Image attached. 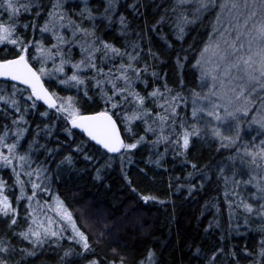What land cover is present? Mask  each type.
Returning a JSON list of instances; mask_svg holds the SVG:
<instances>
[{
	"label": "snow or ice",
	"instance_id": "snow-or-ice-1",
	"mask_svg": "<svg viewBox=\"0 0 264 264\" xmlns=\"http://www.w3.org/2000/svg\"><path fill=\"white\" fill-rule=\"evenodd\" d=\"M101 3L103 10L92 0H0V264H25L45 245L62 251L58 264H161L154 249L97 251L122 225L104 219L94 241L80 222L99 206L74 200L73 210L60 192L63 175L82 160L101 180L118 162L138 197L133 216L140 202L175 209L185 188V200L196 193L194 178L201 190L213 179L209 166L188 159L200 140L228 152L215 166L223 203H205L212 219L204 232L221 228L225 212L228 230L207 251L190 246L188 264H264V0ZM169 64L178 82L161 75ZM144 151L157 169L169 155L180 159L192 169L188 183L173 193L170 178L166 193L139 192L125 165ZM172 220L178 225L175 212ZM253 232L251 247L227 242Z\"/></svg>",
	"mask_w": 264,
	"mask_h": 264
},
{
	"label": "trees",
	"instance_id": "trees-1",
	"mask_svg": "<svg viewBox=\"0 0 264 264\" xmlns=\"http://www.w3.org/2000/svg\"><path fill=\"white\" fill-rule=\"evenodd\" d=\"M128 4L134 0H127ZM150 4L151 0H146ZM159 3L160 0H157ZM93 7L99 6L103 10L101 0H92ZM141 12L145 9L139 4ZM127 9V5H125ZM154 6L147 9L148 19L152 20V13ZM129 20H132L131 12H127ZM139 23L143 25L144 20L140 19ZM135 27V23L133 24ZM196 34L193 33V36ZM162 59L167 60V57ZM161 75L165 73L168 75L170 84L173 81L178 82L180 74L174 70V66L169 64L167 66L161 65L159 68ZM187 80L191 82L190 72H186ZM55 142L53 141V145ZM91 152V149H88ZM228 155L226 150L217 152V147L210 142L203 140L197 141L191 148L188 159L191 162L197 163L200 167L209 166L213 179L206 182V186L201 190L197 180L194 178L192 183L197 184V191L189 199L187 189L178 194L179 198L175 199L177 207L173 209L172 203L160 204L156 202H149L144 205L140 202L139 207L136 208L135 216L129 211L135 205L132 201H138V197L130 191L127 182L124 181L121 173L120 165L117 162L114 169H107L103 172L101 180L94 179L95 169L87 162L78 160L75 169L70 173L66 172L63 175V183L60 187V192L70 205H73L74 200H82L84 203L92 201L99 206V215L90 218L87 223L83 220L80 226L92 236L93 240L101 239V230L104 227L103 220L115 221L118 225H122L115 229L110 236L102 237V242L97 245V251L111 255V246L118 245L120 248H127L128 250H152L156 252V258L161 264H188L191 259V252L189 247L193 249L196 245L203 244L204 250L213 243H219L221 239V232L227 237L228 218L225 212L221 217V228L214 229L207 236L204 229L208 225V221L212 219L210 213H203L202 209L206 202L214 200L219 197L223 203V195L218 190L216 183L217 169L216 165L223 161ZM148 153L144 151L142 154H137L134 157L132 165H125L126 170L130 171L129 179L132 185L137 187L139 192L143 194L159 195L168 191L169 180L173 183V193H175V185L177 183H188L185 180L188 172L192 171L190 167H186L180 159L172 160L171 155L168 156V162L164 168L157 169L154 165L146 164ZM101 163H103L101 161ZM144 168L145 172L140 173V169ZM179 177V180L176 178ZM161 200L171 201L174 197L160 195ZM75 210V205H73ZM128 212L129 220L124 221L123 217ZM178 215V225L172 220L173 213ZM77 218L80 213L76 212ZM143 220L147 225L146 228H133L132 224L136 220ZM256 233H249L247 236L233 235L228 239L230 245H235L237 248H242L246 244L248 247L253 245V237ZM258 239V236H257ZM67 244V241L64 242ZM181 251L185 253L184 260H180ZM62 255L60 249H52L47 245L43 249L37 250L34 257H28L25 264H58L59 255ZM192 264H198L197 260L192 259Z\"/></svg>",
	"mask_w": 264,
	"mask_h": 264
}]
</instances>
